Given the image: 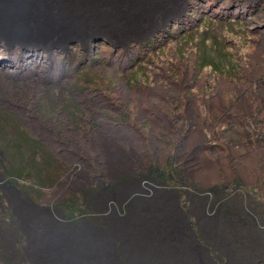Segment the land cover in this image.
<instances>
[{
    "label": "rangeland",
    "instance_id": "obj_1",
    "mask_svg": "<svg viewBox=\"0 0 264 264\" xmlns=\"http://www.w3.org/2000/svg\"><path fill=\"white\" fill-rule=\"evenodd\" d=\"M92 1L0 4V264H264V0L191 30L192 0ZM155 120L202 139L189 176Z\"/></svg>",
    "mask_w": 264,
    "mask_h": 264
},
{
    "label": "trees",
    "instance_id": "obj_2",
    "mask_svg": "<svg viewBox=\"0 0 264 264\" xmlns=\"http://www.w3.org/2000/svg\"><path fill=\"white\" fill-rule=\"evenodd\" d=\"M218 2H222V3L219 5ZM215 5H217V7ZM258 7H260V5H256V6L251 7L246 1H242V0H223V1L222 0H213V1L212 0H192L189 7H188V16L186 14V16H184L180 21H176L173 24V27L177 26V25H181L183 28H186L187 30H191L196 25L197 21L199 19H201L203 16H206V18H209L211 20L212 19L223 20L222 18L226 15H235L238 11H241V10L248 12L250 10V8L256 9ZM216 17H218V18H216ZM170 30H173V29L171 28ZM170 30H166V31L162 32L159 36H157L158 40L155 38V40L152 43L154 48L166 40H169V41L175 40V37L172 36V34L170 33ZM190 33L191 32L189 31L188 34H190ZM155 44H157V45L154 46ZM159 49H161V48H159ZM231 109H233V108H231ZM59 112H60L59 115L64 113L63 111H59ZM35 117L28 116L27 120L23 119V121H22L23 123L25 122L24 125H26V127L29 129V131L36 130L38 127H40V126H37L33 122ZM224 117H229L230 119L233 118L232 115H230V113L227 115L226 110H224L222 112V114L217 118L218 123L223 121ZM151 119H152L151 117H150V119H148L149 123L151 122ZM174 120H176V119L174 118ZM170 121H172V119H170ZM186 121H187V127H188L187 129L195 128V123L191 122V121H193V119L188 118ZM171 123H173V122H171ZM171 123H169V124L171 125ZM169 124H166V126H163V125L161 126V125H158L157 120H155V125L150 127V128H152V134L148 135V139L150 140V143H149L150 146L149 147L153 151L156 160L164 157V155H167L169 153V151H168L169 148L174 147L173 151H175L176 156L173 158V161H174V162H172L173 166L176 164V162H180V159L182 158L183 161L180 162L181 166H178V165L177 166L179 167L178 170L181 171L180 173L184 174L185 173L184 170H188V172H189L191 170L190 168H193L202 159L201 153L203 155L204 154L203 152L204 151L206 152L205 144L202 143L203 141L201 139L196 144H193V147H191V149H189L188 143H187V136L189 135L190 132L185 133V135L184 134L180 135L179 131L176 130L177 128H175V127H174L175 129H172V127L169 128ZM117 125H119V123H117ZM99 126H100L99 123L98 124L96 123L94 126H92V128H94L96 130V133L99 130ZM87 138H89V137H87ZM87 141L95 144V142L92 139V136L89 139H87ZM97 146H98V144H97ZM97 155L101 156V159L99 160L98 164L104 165L103 169L105 171V175L107 176L108 168L106 166L107 164H105V162H104L102 149L98 150ZM227 155L230 156L228 158L230 161H235L236 159L238 161V159L241 158V156L238 157L236 154H231L230 151H228ZM60 164H67V163H66V161H63V162H60ZM87 164L90 166L92 163L90 161H87ZM66 167H67L68 171L77 172V167H73V168H69L68 166H66ZM96 167L97 166L95 163L94 170H97ZM90 170H93V168L90 167ZM141 173L143 174V170L140 169L139 171H137L136 176L140 175ZM184 175L189 176V173L188 174L185 173ZM38 179H40V181H43L42 178H38ZM63 179H65L64 184H69V185L76 184V185H83L84 186V184H85L84 182L86 180V177L79 176L78 178H74V176L67 174V176L63 177ZM74 179H76V180H74ZM58 180H60V179L57 178L55 183L49 182L48 186H50L51 188L55 187L59 183ZM75 181H76V183H75ZM228 182H229V184L232 183L230 180H228ZM50 183H53V184L51 185ZM259 184H260V188L264 189V182H261ZM48 186H46V187H48ZM74 194H75V192H73L69 189V194H67L68 195L67 199L72 197Z\"/></svg>",
    "mask_w": 264,
    "mask_h": 264
},
{
    "label": "bare ground",
    "instance_id": "obj_3",
    "mask_svg": "<svg viewBox=\"0 0 264 264\" xmlns=\"http://www.w3.org/2000/svg\"><path fill=\"white\" fill-rule=\"evenodd\" d=\"M89 1H91V0H89ZM1 2H6V4H8V5H9V3L12 4V5H19L21 8H23L24 5L27 4L26 3L27 0H0V4H1ZM92 2L97 3L98 5L96 7H92L91 9H94V8H103V5L107 6V3H105V0H94ZM112 8H114V7H112Z\"/></svg>",
    "mask_w": 264,
    "mask_h": 264
}]
</instances>
